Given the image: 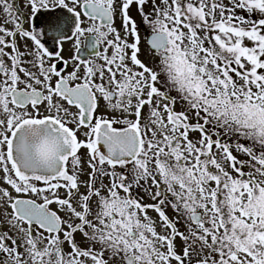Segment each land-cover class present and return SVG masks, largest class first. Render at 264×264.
Returning a JSON list of instances; mask_svg holds the SVG:
<instances>
[{"label":"snow or ice","instance_id":"obj_1","mask_svg":"<svg viewBox=\"0 0 264 264\" xmlns=\"http://www.w3.org/2000/svg\"><path fill=\"white\" fill-rule=\"evenodd\" d=\"M0 264H264V0H0Z\"/></svg>","mask_w":264,"mask_h":264},{"label":"flooded vegetation","instance_id":"obj_2","mask_svg":"<svg viewBox=\"0 0 264 264\" xmlns=\"http://www.w3.org/2000/svg\"><path fill=\"white\" fill-rule=\"evenodd\" d=\"M70 15L67 13L66 10H43L38 16L35 18L34 23L36 24V27L38 30H47V37L42 36L41 39L46 43V46L49 47V49L58 48V43L54 42L52 39H50L51 36H53L55 33L51 29L46 28L45 21L55 17V16H66ZM136 15V14H135ZM118 22V18L116 20V25ZM70 34V33H68ZM30 43V42H29ZM63 55L65 58L70 57L72 54L75 53V50L72 48V41H63ZM66 48L69 50L71 55L66 51ZM82 57H90L93 54V50L88 47V40L86 37L81 38V51L79 53Z\"/></svg>","mask_w":264,"mask_h":264},{"label":"rangeland","instance_id":"obj_3","mask_svg":"<svg viewBox=\"0 0 264 264\" xmlns=\"http://www.w3.org/2000/svg\"><path fill=\"white\" fill-rule=\"evenodd\" d=\"M225 3H227V0H225ZM20 6L21 7H23V0H20ZM146 10H147V8H146ZM132 15L137 19V21L139 22V19H140V17H139V15L137 14V12H136V7H135V5L132 7ZM136 14V15H135ZM253 18H255V17H253ZM119 25H120V20H119V18H118V22H117V27H119ZM146 30L145 29H143L142 28V33L143 32H145ZM246 43H249V42H247L246 41ZM66 51H67V53L69 54V56L71 55V53L69 52V50L66 48ZM173 95H175V93H173ZM180 109V105H177V110H179ZM199 134L198 133H193V134H190V136H198ZM241 142H243V143H245V144H247L248 142L247 141H244L242 138H241ZM241 158L242 159H246V157H244V156H241ZM118 170H120V169H118ZM248 169L246 168L245 169V171H247ZM105 182H107V181H105ZM168 214H169V216H173L174 215V213L172 212V210L169 208L168 210ZM150 215H152V216H156V214L155 213H150ZM158 230H159V228H158ZM181 230H183V228H182V225H181Z\"/></svg>","mask_w":264,"mask_h":264}]
</instances>
